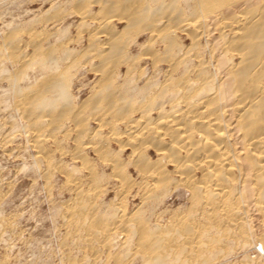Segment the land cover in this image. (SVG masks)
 <instances>
[{"label": "bare ground", "instance_id": "1", "mask_svg": "<svg viewBox=\"0 0 264 264\" xmlns=\"http://www.w3.org/2000/svg\"><path fill=\"white\" fill-rule=\"evenodd\" d=\"M70 4V12L59 7L44 18L40 31L25 28V41L9 29L0 52L4 103L34 152L29 168L46 185L62 174L71 192L57 207L64 236L92 249L89 264L98 252L102 264H209L235 231L243 242L253 238L252 214L264 252V0ZM72 13L85 37L64 35L70 24L61 20ZM89 72L95 79L78 84ZM0 137L3 149L14 136ZM107 184L116 187L105 204ZM178 191L187 204L164 220L162 205ZM130 197L138 198L131 210Z\"/></svg>", "mask_w": 264, "mask_h": 264}, {"label": "rangeland", "instance_id": "2", "mask_svg": "<svg viewBox=\"0 0 264 264\" xmlns=\"http://www.w3.org/2000/svg\"><path fill=\"white\" fill-rule=\"evenodd\" d=\"M68 1L69 0H0V52L4 54V49L2 48L3 37H5L10 30L14 28L18 29L19 36L25 41L28 39V32L26 33L25 28L31 26L30 29L40 31V29L43 28V19L54 11H59V7L64 13L71 11V0L69 2ZM51 6L55 7L54 10ZM95 8H97L96 5L93 6V10ZM65 9L67 10L66 12ZM112 19V24L114 22V26L116 25L115 28L117 27L116 29H120L122 24H119L114 18ZM61 22L65 24H62L63 26L70 24L66 30L67 32L64 34L66 37H70L74 40L77 37L76 35L78 32L81 33V30L78 31L77 25H75V23H78V17L74 16L73 13L66 16L64 21L61 20ZM54 25L55 24H48L45 29L52 32L56 29V26L54 27ZM83 34L84 33L82 32L80 36ZM177 34L180 42L187 45L188 38L185 37L184 33L178 32ZM138 39L139 43L145 41L144 36H140ZM82 44H84V42ZM71 45H74V43ZM135 50H138V48H135ZM1 58L5 61L2 55L0 56V59ZM3 64L9 72L13 70L10 62L6 61ZM82 79L81 77L79 78L80 83L78 84L91 83L93 79H95V76L92 72H89L86 73ZM7 88V81L0 79V135L4 136V134H10L11 131V134L14 136L13 139L5 145L6 148L3 147V149H0V223L2 224L5 222L8 225L10 224L9 226H6L4 230H1V226L3 224H0V264H69L67 260L70 261L71 257V260H79L82 261V264H89L88 261L90 260L89 258L87 260L86 257H91L92 252L90 251H92V249L88 246L85 247L86 245L82 242L75 241V238L72 240L68 236H64L66 228L62 219H60L61 217L57 207L59 206L60 208L62 204L67 202V200L71 197V192H69L66 188H62L64 181L62 174H58L56 172L54 174L55 176L51 180V183L46 185V180L40 174V170H38V168H29L34 161V156H32L34 155V152L30 148L25 134L22 132L21 119L15 115L14 111H11L10 106H7L9 103H4V101L10 102L7 101L6 96H3V92ZM73 89V94H76L77 88ZM87 93V89L84 87L80 95L78 94L79 98H84ZM5 105L8 108L5 107ZM14 120L15 122H13ZM24 141H27V143ZM68 145L67 147H70V143H68ZM114 147L116 146L114 145ZM152 154L153 153H151V155ZM87 155L90 158H94L93 154L90 152ZM123 155L126 156L127 153ZM65 157L66 156L62 157L64 158V163L71 165L74 162L71 161L68 156L66 158ZM152 157L154 156L152 155ZM73 164H75V162ZM108 172L109 171L106 170V173ZM131 175L135 177L132 170ZM111 185L112 184H107L108 187L106 186L108 191L103 197V202H105V204L114 199L116 186L115 184ZM178 192L172 193L167 199H165L161 210H163L164 207L169 210L166 211L167 213L165 212L166 215H163L164 220L165 218H169L170 210L172 211L177 207H183L187 204L186 194L182 191ZM137 201L138 198H128L127 208L131 210L138 204ZM248 223L254 234L253 238L250 240L251 242H243L242 238L238 236L239 234L237 231H235V234L233 233L234 237L229 240H225L223 243V247L226 251L223 249L221 253L213 255L211 263L209 264H247L245 263V260L246 262L252 260L255 264H264V252L260 249L254 239L256 234L259 232V220L251 214V219H249ZM73 242H77L78 245L77 243L74 245ZM120 242V239L116 240V246L114 245L115 248L112 247L111 249L113 253H118L121 250ZM98 253L102 256H98L99 258L97 257V261L94 264H102L106 258L104 253ZM83 257L86 258V261H84L85 258ZM133 264L141 263L137 260Z\"/></svg>", "mask_w": 264, "mask_h": 264}]
</instances>
